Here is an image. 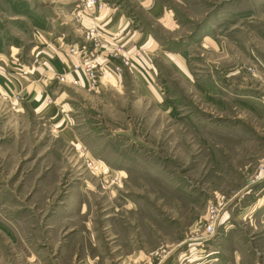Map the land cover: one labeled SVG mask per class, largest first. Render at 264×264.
Listing matches in <instances>:
<instances>
[{
    "label": "rangeland",
    "instance_id": "obj_1",
    "mask_svg": "<svg viewBox=\"0 0 264 264\" xmlns=\"http://www.w3.org/2000/svg\"><path fill=\"white\" fill-rule=\"evenodd\" d=\"M169 4L183 58L154 85L31 98L72 5L0 0V264H264V0Z\"/></svg>",
    "mask_w": 264,
    "mask_h": 264
},
{
    "label": "crops",
    "instance_id": "obj_2",
    "mask_svg": "<svg viewBox=\"0 0 264 264\" xmlns=\"http://www.w3.org/2000/svg\"><path fill=\"white\" fill-rule=\"evenodd\" d=\"M67 1H70L72 6L69 5L68 8L71 6L69 10H61L60 14L56 16L61 25L60 29L46 32L47 37L43 35L44 41L50 40L48 41L49 48L41 51L39 55L43 59L49 58V71L38 67V72L18 76L27 96L38 98L42 91L41 84L45 86L50 83L53 79L52 74L66 72L69 64L74 61L73 56L67 54L63 48L61 49L59 40L80 42L83 40V30L93 26L100 32L103 42L101 56L108 65L120 63V57L112 56L117 47L122 48V54L128 57L131 62L130 69L123 67L121 73L113 76L109 82V87L120 89L123 79L127 75L135 77L138 81L154 85L157 74L154 60L157 57L182 60L181 51L183 48L171 49L166 43L175 42L179 39L172 36L178 32L179 23L169 0H103L105 6L102 9L93 8L89 10L80 9L77 4L73 5L74 0ZM74 13L78 22L77 24L74 23L73 26L71 17ZM40 41L43 42L41 39ZM45 44L47 43L43 42L42 46ZM40 48L41 46L34 47L33 45L30 51L33 49L35 54ZM136 52H139V55ZM41 70L42 72L44 70L45 73L48 72L47 77L41 73ZM0 76V81L4 80L2 77H7V80L12 83L9 82L11 86L15 85L18 79L15 77L16 74L9 71L0 73ZM74 77L79 79V85H74L75 87L91 90L80 73L67 74V79L63 83L71 85V80ZM9 85L7 86L9 87ZM100 88L98 86L94 91H98Z\"/></svg>",
    "mask_w": 264,
    "mask_h": 264
},
{
    "label": "built area",
    "instance_id": "obj_3",
    "mask_svg": "<svg viewBox=\"0 0 264 264\" xmlns=\"http://www.w3.org/2000/svg\"><path fill=\"white\" fill-rule=\"evenodd\" d=\"M77 7L80 9H102L105 6L103 0H74ZM82 41H64L60 39L61 49L71 56L74 57L66 72L52 74L53 78H58L60 82H64L67 79V74L80 73L87 82L89 89H96L98 86L104 82H110L115 74L121 73L123 67L130 69L131 62L128 57L122 54V48L117 47L113 53V57H120V63L112 64L111 66L103 60L101 56V51L103 47V42L99 30L96 27H90L82 32ZM139 55V52H136ZM38 63L44 68L49 70V58L40 59L39 57H34L33 65ZM33 65L31 68H33ZM71 83L75 86L79 85V79L74 77ZM90 165L91 162H88ZM209 221L206 224V231L212 230L213 221L215 219V210L210 206L209 208Z\"/></svg>",
    "mask_w": 264,
    "mask_h": 264
}]
</instances>
